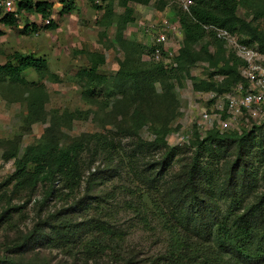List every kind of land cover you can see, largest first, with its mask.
Segmentation results:
<instances>
[{
	"label": "rangeland",
	"instance_id": "obj_1",
	"mask_svg": "<svg viewBox=\"0 0 264 264\" xmlns=\"http://www.w3.org/2000/svg\"><path fill=\"white\" fill-rule=\"evenodd\" d=\"M110 1L114 11L112 20H117V16L124 14V7L119 5L120 0ZM158 3L161 1L152 0L147 6L128 4L134 11V21L123 30L122 43L116 36L115 25L106 27L100 23L108 0L75 3V9L62 16L61 9L52 10L46 19L35 12L19 13L16 8L17 29L0 22V65L17 52L45 59L48 68L43 77L33 69L26 70L22 76L28 84L23 87L10 86L12 90H9L6 83L0 86V264L19 259L43 264H125L130 256L134 258L130 264L154 261L165 251L169 236L154 211L153 202L162 203L165 189L176 176L179 175L176 179L181 177L184 164L194 153L188 145L195 133L201 138L213 128L238 134L246 131L254 136L248 160L252 163L251 170L258 171L255 191L264 193V156H260L264 148L257 144L259 139H264V115L258 114L252 104L250 110L242 106L235 117L224 110L214 120L212 128L204 123L203 113L211 114L213 102L208 96L210 91L194 89L192 77L216 83L223 77L217 74L218 68L210 67L206 61L189 67L188 73L178 69L175 57L184 36L171 6L180 5L177 1L168 2L163 10H158ZM236 14L257 24L264 33V17L253 20L250 9L242 5ZM3 16L0 11V19ZM50 21L56 28L46 30L44 26ZM33 23L39 27L38 32L19 33L25 24ZM163 33L165 42H158ZM205 42L206 39L196 43L194 48L199 50ZM238 45L257 53L255 64L259 68L241 66L239 73L247 86L239 82L225 93L238 97L251 91L258 94L261 85L264 86L261 79L264 77V46L250 40L245 30L228 35L223 44L226 53L232 52L242 61L252 57L243 53ZM124 46H128L134 60L131 71L138 75L137 80L116 79L120 62L126 55ZM209 49L214 51L212 45ZM91 52L105 58L97 69V74L107 79L105 84H97L88 74L90 64L86 53ZM156 52H159L158 59ZM158 65L162 66V72ZM147 71L154 73L151 78ZM239 86L243 87L241 91ZM165 128L169 129L165 137L167 146L178 150L172 165L157 178L154 186H143L132 171L157 163L165 149L139 156L144 159L134 160L131 155L140 140L151 142L155 139L154 130ZM51 135L58 139L60 146L80 141V151L68 159L67 164L72 168L69 184L62 187L56 182L47 196L48 185L40 180L44 173L34 185L28 183L31 180L22 182L14 177V161ZM103 136L114 142L112 157H107L99 145ZM3 155L12 158L5 161ZM233 158V148H230L217 163L205 156L201 159L213 164V172L222 173ZM156 167L147 169L156 170ZM81 199L82 203L77 204ZM220 206L223 207V202ZM58 209L63 213L55 218L56 222L66 219L90 225V220L98 219L107 224L113 235L98 236L99 229L90 225L79 240L77 237L74 242H61L58 247L47 242L48 227H44L42 236L36 240L25 242L21 238L40 217ZM78 231L72 227L70 232L77 236ZM105 244L111 248L104 247Z\"/></svg>",
	"mask_w": 264,
	"mask_h": 264
},
{
	"label": "trees",
	"instance_id": "obj_2",
	"mask_svg": "<svg viewBox=\"0 0 264 264\" xmlns=\"http://www.w3.org/2000/svg\"><path fill=\"white\" fill-rule=\"evenodd\" d=\"M103 1L107 0H101ZM152 0H120L118 3L124 7V14L113 17V2L108 0L101 24L106 27L115 25L116 36L119 42L122 41V32L128 23L134 21L132 8L129 3H137L147 6ZM161 4L158 10L168 4L169 0H159ZM191 5L187 11L182 10L177 5H172L177 17L180 28L183 32V43L175 57L179 70L188 73V68L199 61H206L210 67L218 68V73L223 79L216 83L214 80L194 81V89L201 92H217L219 94L229 91L232 87L241 82L246 85L245 79L241 77L239 68L246 66V62L235 56L234 53H226L223 44L224 39L217 36V30L222 29L230 35L237 31L245 30L249 34V39L257 41L261 47L264 46V33L253 25L245 21L236 14L237 8L243 6L250 9L253 20L264 17V0H190ZM18 7L27 12H35L41 19L49 18L51 5L47 2H31L25 0L18 3ZM97 8H101L97 6ZM75 9L73 1L68 2L60 11V16L70 14ZM132 14V15H131ZM0 22L4 25L17 29V19L13 15L5 14ZM34 23L25 24L19 30L22 35H29L38 32ZM46 30L56 28L50 21L45 25ZM2 33L0 32V36ZM206 39L205 44L196 50L194 45ZM245 43H247L245 41ZM214 47L210 52L209 47ZM126 55L120 62V70L116 79L137 80L138 75L133 74L131 66L134 60L128 46H124ZM144 48V46H143ZM90 67L88 74L97 84H105L107 79L103 75L97 74L99 65L105 62V58L99 53H86ZM222 63L220 66L219 64ZM136 67L135 65H133ZM137 68V67H136ZM33 69L39 76L43 77L48 73L47 62L42 58H35L30 55L13 53L7 57V61L0 65V86L8 84L6 88H18L28 83L22 74ZM162 72V66L158 65ZM138 71V70H137ZM148 78L153 76V72L147 71ZM189 76V75H188ZM95 83V84H96ZM11 86V87H10ZM139 125V123H138ZM261 129L260 127H258ZM255 130H258L255 128ZM169 129H155V139L151 142L140 140L132 157L134 160L144 159L141 155L164 148L160 160L152 166H157L156 170L145 169L132 171L137 178V182L143 186H154V184L168 171L172 165L177 147H168L165 141ZM254 136L249 132L243 131L238 134L236 131L220 132L218 129H210L204 137H199L196 133L193 140L189 142V147L194 149L191 160L184 164L182 175L179 179L173 180L165 189L162 195V203L153 202L154 211L157 217L162 219V226L169 236L165 251L157 256L149 264H264V193L255 191L258 181V171H252V163L248 160L249 149L253 145ZM57 138L53 135L34 148L30 153L14 161V177L22 182L31 180L34 185L39 176L44 173L40 180L48 185L47 196L54 190L55 183H61L64 187L69 184L72 168L67 164L71 155L80 151V141L72 142L66 146H60ZM114 142L111 138L103 136L99 145L105 151L107 157H112L114 153ZM259 148L264 145V139H259ZM113 146V147H112ZM116 147V145H115ZM233 148L234 158L225 166L223 172L217 170L213 172L210 163L204 162L201 158L217 163L226 152ZM138 156V157H136ZM261 157L264 154L260 155ZM12 156L3 155V160L8 161ZM137 158V159H136ZM112 158H110L111 160ZM252 196L251 199H249ZM164 202V203H163ZM223 202V207L220 206ZM82 199L77 202L81 204ZM62 210L47 212L44 217H40L34 227L21 236L25 242L36 240L41 237L44 227L49 228V233L45 234L47 242L53 247H58L61 242H74L75 238L90 228H98V236L110 234L112 231L107 224L93 219L80 224L60 220L56 222ZM86 225L87 227H84ZM72 227L79 230V235L70 232ZM78 227H82L78 229ZM44 235V234H43ZM113 235V233H112ZM77 241V240H76ZM24 245V242L21 243ZM104 247L111 248L105 244ZM128 259L125 264L133 262V257ZM8 264H43L41 262H25L23 260H10Z\"/></svg>",
	"mask_w": 264,
	"mask_h": 264
},
{
	"label": "built area",
	"instance_id": "obj_3",
	"mask_svg": "<svg viewBox=\"0 0 264 264\" xmlns=\"http://www.w3.org/2000/svg\"><path fill=\"white\" fill-rule=\"evenodd\" d=\"M25 0H0V11L5 14H10L13 15L14 17H17L16 15V8L18 9L19 13H24V9L18 7L19 2H23ZM31 1V0H29ZM73 1V3L78 4L80 2H87L90 0H34V2H47L48 4L51 5V11L56 10V9H62L64 5H66L68 2ZM175 1L179 2L180 8L184 11H187L189 6L191 5L190 0H169V3H175ZM33 2V1H31ZM99 2V0H98ZM75 4V5H76ZM19 17V15H18ZM49 21L46 20V23ZM162 24V23H160ZM156 32V31H154ZM158 33V32H156ZM164 34V33H163ZM230 35L226 31L219 29L217 30V36L220 38H223L224 40ZM232 36V35H231ZM158 42H165V34L164 36L160 35L158 38ZM235 44V41H234ZM239 46V45H238ZM241 47V46H239ZM243 50H241L243 53L250 55V58L252 57L251 60H247L245 58L246 66H249L250 68L253 67V69H258L255 64V60L257 59L255 55L257 54L256 52L253 53L251 51H247L245 47H241ZM156 51V50H155ZM155 58H159V52H156ZM253 76L250 75L251 80ZM261 79L264 80V77L261 76ZM262 81V80H261ZM262 86V90H258V94L254 92H248L245 94L243 97H238L230 93H217V92H210L208 93V96L211 98L210 101L213 102L212 107L214 108L211 111V114H208L207 111L203 113V121L206 125H208L209 128H212L214 120L220 115V113H224L223 111L225 110L229 115H233L235 117L239 112L241 107H245L247 109H251L252 104L255 105L254 110L260 114L264 115V86ZM239 90L241 91L243 89L242 86L238 87Z\"/></svg>",
	"mask_w": 264,
	"mask_h": 264
},
{
	"label": "crops",
	"instance_id": "obj_4",
	"mask_svg": "<svg viewBox=\"0 0 264 264\" xmlns=\"http://www.w3.org/2000/svg\"><path fill=\"white\" fill-rule=\"evenodd\" d=\"M99 2L101 3V0H99ZM82 5V4H81Z\"/></svg>",
	"mask_w": 264,
	"mask_h": 264
}]
</instances>
